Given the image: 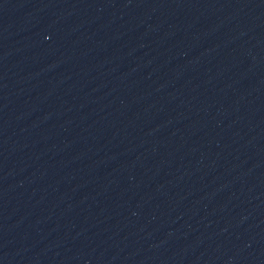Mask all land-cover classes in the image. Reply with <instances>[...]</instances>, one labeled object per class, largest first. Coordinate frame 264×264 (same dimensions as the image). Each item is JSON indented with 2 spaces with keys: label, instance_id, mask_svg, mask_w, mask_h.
Segmentation results:
<instances>
[{
  "label": "water",
  "instance_id": "obj_1",
  "mask_svg": "<svg viewBox=\"0 0 264 264\" xmlns=\"http://www.w3.org/2000/svg\"><path fill=\"white\" fill-rule=\"evenodd\" d=\"M0 264H264V0H0Z\"/></svg>",
  "mask_w": 264,
  "mask_h": 264
}]
</instances>
